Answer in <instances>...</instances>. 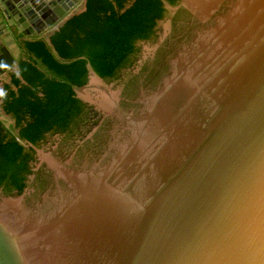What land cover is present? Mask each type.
<instances>
[{
	"label": "water",
	"instance_id": "obj_1",
	"mask_svg": "<svg viewBox=\"0 0 264 264\" xmlns=\"http://www.w3.org/2000/svg\"><path fill=\"white\" fill-rule=\"evenodd\" d=\"M161 1L199 24H186L164 80L143 98L140 66L129 97L127 75L106 84L88 65L91 85L73 90L100 120L80 142L28 143L38 163L30 189L0 191V264H264V0ZM0 2L9 23L0 29L1 85L11 73L22 79L23 48L9 28L51 46L87 0ZM160 25L140 65L172 35L171 17ZM0 119L11 126L1 103ZM43 171L48 183L38 188Z\"/></svg>",
	"mask_w": 264,
	"mask_h": 264
},
{
	"label": "trees",
	"instance_id": "obj_2",
	"mask_svg": "<svg viewBox=\"0 0 264 264\" xmlns=\"http://www.w3.org/2000/svg\"><path fill=\"white\" fill-rule=\"evenodd\" d=\"M166 1L179 4V0ZM167 17L172 18V35L158 48L152 64L140 65L139 44L156 43L158 22ZM191 21L199 24L186 8L173 13L161 0H87L85 11L50 37L51 46L43 38L24 43L27 57L19 64L22 79L13 78L0 98L4 113L13 121L7 127L0 119V191L12 196L30 188L34 150L26 149L24 142L38 148L49 135L68 139V132L75 131L91 112L72 88L88 83L89 64L108 83L127 75L125 94L133 96L140 77L132 70L140 66L148 84L154 81L164 72L170 46L187 34L186 24ZM47 183L48 177L39 174L38 188Z\"/></svg>",
	"mask_w": 264,
	"mask_h": 264
},
{
	"label": "flooded vegetation",
	"instance_id": "obj_3",
	"mask_svg": "<svg viewBox=\"0 0 264 264\" xmlns=\"http://www.w3.org/2000/svg\"><path fill=\"white\" fill-rule=\"evenodd\" d=\"M223 8V6H221V9ZM4 9H5V7H4V4L2 3V2H0V29L2 30L5 26H9V23H8V21H7V19H6V17H5V14H4ZM6 9H8V7H6ZM78 13L77 14H79V13H82L81 12V9H79L78 11H77ZM76 14V15H77ZM166 19V18H165ZM164 19V20H165ZM164 20H161V21H163L164 22ZM161 21H159L158 22V28H157V32H156V34H157V42L156 43H152V42H145L146 44H152V45H156L157 43H158V41H159V37H160V30H161V25H160V22ZM212 20H209V21H207V22H205V23H202V22H200V24H201V26H207V25H209L210 24V22H211ZM199 28H197V30H198ZM9 31H10V35L11 36H13L14 38H15V40H16V42L18 43V45L20 46V47H22L23 49L21 50V54H22V60L21 61H23V59H24V54L22 53V51H24V46H23V44L24 43H26L28 40L27 39H25L24 37H22V36H18L17 35V32L16 31H11V29L9 28ZM194 37V36H193ZM193 37H192V39H193ZM191 39V40H192ZM142 43L143 42H141L139 45H140V47L142 46ZM161 46V45H160ZM159 46V47H160ZM158 47V48H159ZM158 50V49H157ZM20 61V62H21ZM20 64V63H19ZM170 71H171V66H170ZM170 71H169V73H170ZM169 75V74H168ZM17 75L15 74V73H11L10 75H8L7 76V78H8V83L7 82H2V84L0 85V89H2V90H4V88H5V85H7V84H10L11 83V81H12V79L13 78H15ZM164 78H165V76H164V72H160L159 74H157L156 75V79L154 80V81H152L151 83H149L148 85H147V87H146V93H145V95H143L142 96V98L143 97H145L146 95H148L150 92H151V88L152 87H154V90L158 87V85H160L161 83H162V81L164 80ZM103 83H106V84H108L106 81H103ZM87 85H91V81H90V76H89V80H88V83L86 84V85H84V86H87ZM81 87H83V86H81ZM72 88H73V86H72ZM153 90V91H154ZM86 91H88V90H86ZM77 94V93H76ZM77 97L79 98L80 96L77 94ZM81 101H83L84 102V104H86V106L87 107H89L90 109H91V112H88L87 114H86V116L84 117V120H83V122L82 123H80L78 126H77V129L75 130V131H70V132H68V142H71V141H75V140H77V138L79 137V140H77L78 142H80V141H83V140H85L87 137H88V133L89 132H87V129H88V127L89 126H92V124H93V121L95 120V119H97V120H100V118H99V116H98V114L93 110V108L92 107H90V105L87 103V102H85L84 101V99L82 98V97H80L79 98ZM130 101V103H131V100H128V99H125V100H122V107H123V103H126V102H129ZM0 103H1V107H2V105H3V101L2 100H0ZM132 103H134V102H132ZM120 105V104H119ZM143 105H142V100H139L138 102H137V104H136V110H135V112H133V113H136L141 107H142ZM3 110V109H2ZM121 111H123L125 114H128L129 112H126V110H124V109H122L121 108V105H120V107H119V112L121 113ZM3 113H4V111H3ZM5 114V113H4ZM5 116H6V114H5ZM123 116V115H122ZM8 118H10L9 116H7ZM11 119V118H10ZM10 122H11V126L13 125V121H12V119L10 120ZM123 122L125 123V119H124V117H123ZM126 124V123H125ZM7 126V125H6ZM50 136V135H49ZM53 136H63V135H53ZM65 137V136H64ZM49 140V138H46L45 139V141L43 142V143H45V142H47ZM76 141V142H77ZM42 143V144H43ZM24 144H25V147H26V149H28V150H34V152H33V156H34V158H33V160L30 162V165L32 166V171H33V175L32 176H37V174H36V172L34 171V168L36 167V165L38 164L37 163V151L35 150V149H32V148H30V147H28V143H26V142H24ZM38 148H40V147H38ZM47 172L46 171H43L42 173H39V174H43V175H45V176H49L48 174H46ZM39 174H38V176H39ZM32 176H30V178H29V181H28V184L31 186V177ZM30 188H28L27 189V191L29 190ZM14 193H16V192H13V194Z\"/></svg>",
	"mask_w": 264,
	"mask_h": 264
},
{
	"label": "clouds",
	"instance_id": "obj_4",
	"mask_svg": "<svg viewBox=\"0 0 264 264\" xmlns=\"http://www.w3.org/2000/svg\"><path fill=\"white\" fill-rule=\"evenodd\" d=\"M0 66H3V65H0ZM5 92L2 90V89H0V98H3V97H5Z\"/></svg>",
	"mask_w": 264,
	"mask_h": 264
}]
</instances>
